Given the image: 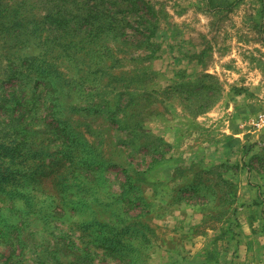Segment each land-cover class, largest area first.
<instances>
[{
    "label": "rangeland",
    "instance_id": "374dc122",
    "mask_svg": "<svg viewBox=\"0 0 264 264\" xmlns=\"http://www.w3.org/2000/svg\"><path fill=\"white\" fill-rule=\"evenodd\" d=\"M0 264H264V0H0Z\"/></svg>",
    "mask_w": 264,
    "mask_h": 264
}]
</instances>
